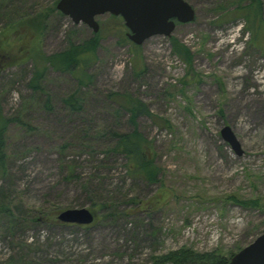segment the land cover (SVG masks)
<instances>
[{
    "label": "rangeland",
    "instance_id": "374dc122",
    "mask_svg": "<svg viewBox=\"0 0 264 264\" xmlns=\"http://www.w3.org/2000/svg\"><path fill=\"white\" fill-rule=\"evenodd\" d=\"M58 1L0 0V39L16 41L6 34V10L32 17ZM184 1L195 10L193 22L177 23L169 38L154 36L141 46L123 42L119 19L98 16L92 83L79 89L72 76L49 68L42 82L48 106L27 86L32 61L0 71L2 115L12 119L6 174L0 173V264H154L181 249L229 258L262 233L264 0H258L255 26L246 8L252 0ZM23 31L18 36L43 55L96 34L55 13L37 39ZM172 38L190 51L191 65L172 53ZM78 91L82 104L75 112L62 100ZM123 93L150 111L137 119V130L161 170L157 184L130 177L122 155L105 154L108 138L99 131L115 126V95ZM119 118L131 132L128 115ZM224 126L241 155L222 140ZM232 199L258 205L242 207ZM80 208L92 210L91 225L57 220L61 211Z\"/></svg>",
    "mask_w": 264,
    "mask_h": 264
},
{
    "label": "trees",
    "instance_id": "16d2710c",
    "mask_svg": "<svg viewBox=\"0 0 264 264\" xmlns=\"http://www.w3.org/2000/svg\"><path fill=\"white\" fill-rule=\"evenodd\" d=\"M246 8H248L249 11L252 10L253 17L251 25L255 26V18L260 13V3L258 0H252L249 7ZM1 11L4 12L2 9ZM53 13L57 16H62V14L56 10V3L52 8L45 12L34 14L32 17H29V14L23 15L22 12L15 13V10H6L2 17L6 23L4 27L8 30L6 34H14L16 41L14 43H11L10 39L6 41V36L4 34L2 37H5V41L3 42L0 39V49H2L0 52V71L5 69L8 65L15 64V62L32 61L34 69L27 86L32 90L33 94L45 96V104L47 106L50 102V95L45 92V87L42 84L46 71L50 68L62 74H69L73 77L79 89L90 86L92 83V76L89 75L88 70L96 61V50L100 41L99 30L98 33L92 34V37L87 40L80 43L68 41L64 50L51 55H43L37 46L30 47L35 44H29V46L24 43L22 37L18 36L22 35L24 33L23 29H25L31 31L33 37L37 39L46 30L48 19ZM249 16L250 13L246 15V18H249ZM111 18L120 20V27L124 28L121 33L122 40L123 42L128 41L126 37L127 29L122 19L114 16H111ZM3 32L4 31L1 33ZM17 43L20 44L17 45ZM5 44L6 47H4ZM170 44L172 53L178 56L185 64L191 65V53L185 45L180 44L179 41L173 38L170 39ZM14 49L16 50V57L13 54L15 53ZM18 55H20V58H17ZM141 73L142 71L137 73V76ZM115 96L118 97V108L114 111L116 120L115 126L105 127L99 131L100 138H108L109 144L106 146L105 154L122 155L126 160L125 167L130 177L141 179L149 185L157 184L160 182L159 176L161 170L155 164V154L151 151L149 142L137 130V119L140 116H151L148 106L139 98L129 93L117 94ZM62 101L71 111L79 112L81 110L82 99L79 98V91L71 93ZM121 114L128 115L127 124L133 128L131 132L123 131L120 127L121 119L119 116ZM11 121L12 119L5 118L2 115L0 105V173L2 174H6L7 157L5 154V137L7 126ZM160 201L161 200L158 199L156 203ZM232 201L242 207H256L258 205V202L255 200L240 201L232 199ZM147 205L148 204H146L142 210H146ZM6 213H9L10 217L14 218L11 224H15V217H13L12 211H6ZM35 221L38 222L39 219H35ZM11 227L14 228L15 226ZM234 255L235 254H230L229 258H224L215 253L199 254L189 249H181L169 252L153 260L154 264H228L231 257Z\"/></svg>",
    "mask_w": 264,
    "mask_h": 264
},
{
    "label": "water",
    "instance_id": "95a60500",
    "mask_svg": "<svg viewBox=\"0 0 264 264\" xmlns=\"http://www.w3.org/2000/svg\"><path fill=\"white\" fill-rule=\"evenodd\" d=\"M56 9L73 24H84L93 33L99 31L98 16L120 17L128 30L126 37L136 45L154 36L169 38L177 23L187 24L195 18L194 8L184 0H59ZM222 140L236 155L240 144L229 126L220 131ZM64 225L89 226L94 214L86 208L67 209L57 215ZM228 264H264V229L248 246L231 257Z\"/></svg>",
    "mask_w": 264,
    "mask_h": 264
}]
</instances>
